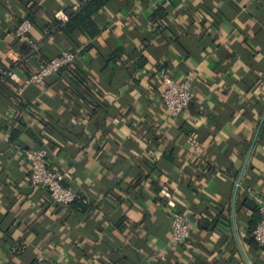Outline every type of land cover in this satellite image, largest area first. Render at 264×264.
Instances as JSON below:
<instances>
[{"label": "crops", "instance_id": "crops-1", "mask_svg": "<svg viewBox=\"0 0 264 264\" xmlns=\"http://www.w3.org/2000/svg\"><path fill=\"white\" fill-rule=\"evenodd\" d=\"M85 1L0 0V66L21 65L0 81V264H264L245 205H264V0H110L99 34L65 32ZM65 50L72 69L18 93ZM165 72L195 76L176 118ZM45 145L86 212L32 186L25 151ZM174 211L193 227L179 254Z\"/></svg>", "mask_w": 264, "mask_h": 264}, {"label": "built area", "instance_id": "built-area-1", "mask_svg": "<svg viewBox=\"0 0 264 264\" xmlns=\"http://www.w3.org/2000/svg\"><path fill=\"white\" fill-rule=\"evenodd\" d=\"M31 22L25 20L18 28L17 32L20 37L28 39L31 30ZM8 55V54H7ZM75 53L65 50L59 56H56L41 67V69L32 76L18 83V93L23 94L25 89L31 84H41L47 77L58 73L65 66L75 62ZM8 77L10 80L18 82L16 71L7 70L0 66V78ZM162 90L160 100L172 118L183 115L195 98L194 82L195 76L192 73L178 78L171 73L161 74ZM26 158L31 168V183L35 188L45 189L51 196L54 204L68 206L77 200L84 203L88 201L80 192L65 185L66 175L49 165V151L44 148H33L25 151ZM262 219L253 231V238L262 247H264V205H260ZM172 233L170 238L171 247L186 246L192 237L193 227L190 216L184 212L174 211L172 213ZM40 262L46 264H58L52 258L41 254Z\"/></svg>", "mask_w": 264, "mask_h": 264}, {"label": "trees", "instance_id": "trees-1", "mask_svg": "<svg viewBox=\"0 0 264 264\" xmlns=\"http://www.w3.org/2000/svg\"><path fill=\"white\" fill-rule=\"evenodd\" d=\"M109 1L110 0H87V1L82 3L81 7L74 13V15L71 16V18L66 23L59 22V24L62 26V29L65 32L74 33V32L80 31V29L83 28L89 33V35L91 37H94L100 33V29L97 27V25L94 21V16L97 13H99L109 3ZM28 20L32 23V21L30 19H28ZM23 22L24 21H21L19 23V26ZM68 51L75 53V55L77 56V53L75 52V50H68ZM44 64H42V66ZM73 64H71L69 66H65L64 68H62L58 73L55 74V76L61 75L62 73L69 71L70 69L73 68ZM20 66L21 65H17V66H13L12 68H6V69L18 71V70H20ZM75 73H76L75 78L77 79L78 82L83 80L82 78H83L84 74L80 71L79 68H75ZM2 80L6 81V80H10V79L8 77L4 76V77L0 78V81H2ZM44 148H46L49 151V147L47 145H45ZM245 205L247 208H249L253 212V216H252V220H251V231L253 234V231L255 230V228L258 226V224L260 223V221L262 219L260 207L258 205H256L254 202L248 201V200L245 202ZM68 206H71L75 210L81 211V212H86L90 208L88 202L84 203L80 200H77ZM253 240L255 241L254 238H253ZM255 243L257 245H259L256 241H255ZM184 247L185 246L171 247L170 252L172 254L182 253V252H184ZM174 261H175V264H183L178 259V257H175ZM37 264H46V263L40 262L39 259H37Z\"/></svg>", "mask_w": 264, "mask_h": 264}]
</instances>
